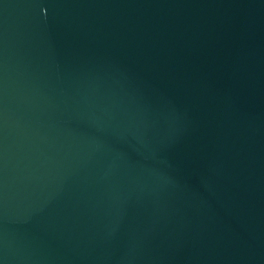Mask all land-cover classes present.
I'll return each instance as SVG.
<instances>
[{
	"label": "water",
	"instance_id": "obj_1",
	"mask_svg": "<svg viewBox=\"0 0 264 264\" xmlns=\"http://www.w3.org/2000/svg\"><path fill=\"white\" fill-rule=\"evenodd\" d=\"M81 0H0V264H17L53 142Z\"/></svg>",
	"mask_w": 264,
	"mask_h": 264
}]
</instances>
